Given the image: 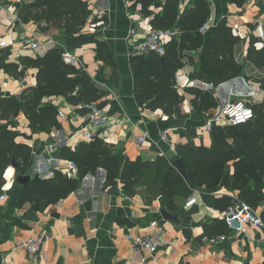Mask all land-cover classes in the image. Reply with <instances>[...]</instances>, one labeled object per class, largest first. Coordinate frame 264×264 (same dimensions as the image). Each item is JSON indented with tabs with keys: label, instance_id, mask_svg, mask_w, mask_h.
<instances>
[{
	"label": "crops",
	"instance_id": "obj_1",
	"mask_svg": "<svg viewBox=\"0 0 264 264\" xmlns=\"http://www.w3.org/2000/svg\"><path fill=\"white\" fill-rule=\"evenodd\" d=\"M82 1L89 14L83 27L72 34V39L82 38L84 43L75 45L63 27L35 18L34 9H27L35 0H0V41H5V47L0 48V99L11 98L20 108L17 115L9 113L7 119H1L0 125H7L8 130L16 133L15 144L29 147L27 168L35 176L33 180L52 179L56 170L77 178L78 171L68 175L65 163L68 159L59 151L63 148L74 151L80 143L95 138L110 145L118 161L153 163L164 157L173 167V160L181 158L177 152L180 146L214 148L211 128L207 129L206 124L227 101L241 98V93L248 89L254 92V96L245 97L251 104L264 100V67L247 58L252 46L264 45V0H244L240 5L229 0H204L206 17L213 16L216 22L226 20L232 35L238 37L225 59L232 58L240 72L217 86L197 77L201 75L206 39L213 29L201 32L199 28L202 45L195 51L183 50L181 65L175 71V74L185 73L190 84L182 88L174 85L179 99L170 114L160 108H147L148 102L138 104L130 63L134 47L155 28L153 20L155 15H162L166 0H161L159 6H151L149 15H144L141 5L130 0ZM196 1L179 0V15L188 13L189 18ZM258 26L262 28V36ZM168 29H176L179 34L165 38V48L173 40L179 42L182 33L177 28ZM131 30H134L132 35ZM35 33L40 44L38 51L23 45V40ZM53 48L77 56L76 62L69 65L78 73L71 76L88 81L97 89L91 102L97 103L107 117L104 126L91 125L86 111L77 107L84 102L79 97V91L83 90L79 84L66 96H47L38 91V69L27 65L24 59L43 56ZM221 58H212L211 66L213 63L218 66ZM204 77L211 79V72H206ZM205 96L215 105L204 107L201 98ZM32 104L53 106L58 127L47 130V124L35 130L25 114ZM59 109L64 113L62 117L58 115ZM172 120L177 123L172 124ZM83 129L89 130L93 138L88 139ZM164 130L167 137L161 140L159 136ZM141 136L145 140L139 144L137 138ZM56 142V152L47 153L46 146ZM13 162L16 167L12 166ZM21 167L22 159L12 158L1 175L0 195L4 197L0 200V264H28L26 252L19 244L40 232L45 233L41 246L45 258L33 264H264V226L247 225L238 234L225 229L224 199L236 197L243 201V192L231 189L225 182L233 173L232 162L224 167L222 178L213 189L186 182L173 167L191 192L172 198L163 195L162 185L152 172L143 175L134 193L128 196L119 180L107 186L105 170L98 168L85 174L78 187L64 198L48 204L41 201L38 206L25 199L19 203L21 190L33 181L26 185L16 182L15 171ZM114 184L118 186V195L107 192ZM256 186L251 180L247 189L254 190ZM258 187L263 198L254 210L264 223V180ZM190 197L195 202L184 207ZM161 209L173 219L163 218ZM153 220L163 228V242L152 254L132 255L126 233L153 234L149 225ZM222 234H226L224 239L219 238Z\"/></svg>",
	"mask_w": 264,
	"mask_h": 264
},
{
	"label": "trees",
	"instance_id": "obj_2",
	"mask_svg": "<svg viewBox=\"0 0 264 264\" xmlns=\"http://www.w3.org/2000/svg\"><path fill=\"white\" fill-rule=\"evenodd\" d=\"M130 1L140 4L144 15L151 14L149 10L151 6L161 5V0ZM229 1L240 5L244 0ZM178 2L179 0H166L162 15H155L153 24L155 28L180 29L182 33L179 42L171 41L161 56L155 53L134 54L130 59L138 104L143 105L148 102L147 108H160L167 114L171 113L174 103L179 99L174 88V76L177 67L181 65L182 51H195L202 45L203 35L199 32V28L207 18V4L204 0L196 1V7L189 18L188 13L184 16L179 15ZM27 9H34L35 18L50 22L56 27H63L65 35L75 45L84 43L82 38L72 39V34L83 27L89 14L87 5L82 0H35L27 6ZM237 42L238 37L232 35L226 20L216 22L206 39L205 53L200 62L201 75L197 77L217 86L223 79L239 74L240 67L232 62V58L225 59L227 54H231ZM61 53L60 49L53 48L43 56L25 57L24 61L27 65L38 69V91L47 96H66L79 84L83 89L79 91V97L84 101L82 103L95 100L97 89L88 81L72 77L71 75L77 74L78 71L74 66L64 63ZM219 56L222 58L217 61L218 66H215V63L211 66L210 60ZM247 58L255 65L264 67V45L260 48L252 46ZM229 69V72H225ZM206 72H211V79L204 77ZM262 87L264 88V85ZM208 98V96L201 98L204 107L214 106L215 103L208 102ZM251 107L254 113L251 121L236 126L211 127L214 148L189 145L178 147L177 152L184 162L189 182L208 189L218 185L224 167L232 162L233 173L227 176L225 182L231 189L243 192V201L254 209L263 198L258 185L264 180V100L259 104H251ZM19 109L13 99H0V120L7 119L9 113L17 115ZM25 114L35 130L44 128L47 124V130L51 126L58 127L55 120L56 109L51 105L32 104ZM7 127L0 125V180L12 158L22 159V167L19 171L27 169L30 159L29 147L15 144L13 139L16 133L11 132ZM59 152L62 157L77 165V178L67 177L56 170L52 179H35L21 190L19 203L22 199L30 200L37 206L41 201L46 204L54 203L75 190L85 174L94 172L98 168L105 170L107 186L119 180L128 196L134 193L138 180L149 172H152L154 179L161 183L163 195L167 198L177 195L187 196L191 192L188 185L171 167L170 160L164 157L158 158L153 163L139 160L118 161L111 146L98 138L88 143H80L74 151L63 148ZM251 180L257 185L254 190L247 189ZM224 200L226 209L231 199Z\"/></svg>",
	"mask_w": 264,
	"mask_h": 264
},
{
	"label": "built area",
	"instance_id": "obj_3",
	"mask_svg": "<svg viewBox=\"0 0 264 264\" xmlns=\"http://www.w3.org/2000/svg\"><path fill=\"white\" fill-rule=\"evenodd\" d=\"M215 19L213 16H209L207 20L200 27L201 32L213 28L215 26ZM259 35L262 36V28L258 26ZM134 33V30L129 32L130 35ZM179 31L176 29L168 28H154L149 30V32L142 38V40L134 47V54H147L155 53L157 55H163L165 52V38H171L177 36ZM37 33L33 34L32 37L23 40V45L27 46L33 51H38L40 49V44L37 39ZM5 47V41H0V48ZM62 60L66 64H74L77 60V56L69 51L64 50L61 53ZM175 86L185 87L190 84L188 77L182 71L175 74ZM254 96V92L250 89L246 93H241V98H236L231 101H227L222 105L215 114H213L207 124L206 128L210 129L212 125H229L236 126L249 122L253 119L254 113L251 107V103L246 100L247 96ZM78 108L86 111L88 122L96 127H102L107 123V117L102 113V109L95 102H85L77 105ZM58 115L62 117L64 113L61 109L58 110ZM83 134L87 136L88 139L93 138V134L87 130L83 129ZM167 130L160 133V139L166 140ZM145 138L143 136L137 138V142L142 144ZM58 147V142L49 144L46 146L47 153L51 154L56 152ZM68 175H75L77 172V165L67 160L66 162ZM3 195H0V200L3 199ZM195 202L194 197L188 198L185 202L184 207H188ZM223 220L226 229L230 233L238 234L245 231V226H252L255 228H262L264 223L261 217L256 213V211L250 207L248 204L236 197H232L229 205L223 212ZM150 227L154 230L153 234L150 235H140L132 234L130 232L126 233V239L129 242V249L132 255L142 254V253H154L159 244L162 243L163 228L158 221L153 220L150 222ZM226 234H222L219 238L224 239ZM45 240V233L40 232L36 236H30L25 238L19 247L24 249L27 255L28 264H33L41 259L45 258V254L41 250L42 243Z\"/></svg>",
	"mask_w": 264,
	"mask_h": 264
},
{
	"label": "water",
	"instance_id": "obj_4",
	"mask_svg": "<svg viewBox=\"0 0 264 264\" xmlns=\"http://www.w3.org/2000/svg\"><path fill=\"white\" fill-rule=\"evenodd\" d=\"M207 86H210V84H207ZM171 123L174 124V123H177V121L172 120ZM172 165L178 171V173L184 178V180L186 182L190 181L188 173H187L186 168L184 166L183 160L181 158H177V159L173 160ZM12 166L16 167L17 164L15 162H13ZM34 178H35V176L31 173L30 168H27V170L23 174L20 173L19 171H15V180L17 183H19L21 185L28 184V182L33 180ZM107 192L111 195H118L119 190H118L117 184H114L113 186H111ZM160 214L165 219H173V217L170 216L169 214H167L163 209L160 210Z\"/></svg>",
	"mask_w": 264,
	"mask_h": 264
}]
</instances>
